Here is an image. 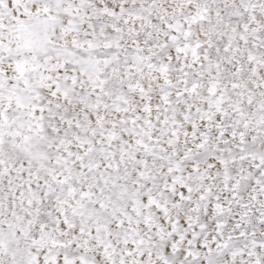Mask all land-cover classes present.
<instances>
[{"label":"snow or ice","instance_id":"6c2138e0","mask_svg":"<svg viewBox=\"0 0 264 264\" xmlns=\"http://www.w3.org/2000/svg\"><path fill=\"white\" fill-rule=\"evenodd\" d=\"M0 264H264V0H0Z\"/></svg>","mask_w":264,"mask_h":264}]
</instances>
